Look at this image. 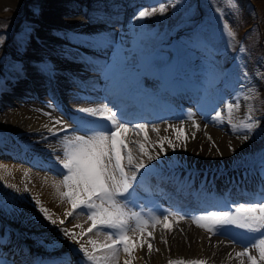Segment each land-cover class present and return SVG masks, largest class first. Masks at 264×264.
Returning <instances> with one entry per match:
<instances>
[{
	"label": "bare ground",
	"instance_id": "6f19581e",
	"mask_svg": "<svg viewBox=\"0 0 264 264\" xmlns=\"http://www.w3.org/2000/svg\"><path fill=\"white\" fill-rule=\"evenodd\" d=\"M14 1L16 0H0V10L13 5ZM139 1L142 0H109V2L106 0L100 2L99 7L91 4L90 8L95 12L96 8H105L107 5L106 10H102V13L98 10L100 14L98 12L96 14L105 15L103 17L108 19L103 18V20L108 22L112 20L106 17L108 14L124 12L127 10L126 5ZM159 1L169 3V0ZM114 2H121L119 7L122 5L125 7L113 8L111 5ZM36 6L38 11H32L27 15L29 23L23 31L24 42L17 45L21 50V56L13 55L21 61L13 63L9 70L2 74L7 77L4 80L9 84L0 83V179L7 188L31 200L37 209L43 206L51 216H55L54 218H62L67 212L73 211L71 204L63 200L66 198L61 192L66 189L62 188V177L57 174L59 164L57 156L64 148L62 142L64 133L53 135L49 129L53 127L54 119H63L65 123L71 124V117L76 115L66 110L59 113L56 107H53L56 101L52 98L45 101L43 92L47 91L45 87L54 88L65 81H74L75 78L84 87L106 91L108 96L103 98L100 96L101 100H106L105 104L114 102L115 98L122 99L121 102H125L126 99L131 100L123 109L128 116L134 114L136 110L138 112L144 108L145 110L155 108L154 105L168 108L171 112L170 115L166 114L154 122L150 121L153 117L151 114H146L145 120L140 118L139 121L134 122L148 125L144 130L147 133V140L144 139V132H134L132 125L127 130H120V139L128 146V151L133 154L134 160L143 159L150 166L147 170L141 169L144 174L143 179L138 178L134 203L127 209L129 214H134L130 226L135 227L137 222H142L145 227L143 231L128 233L131 255L121 248L112 264H125L126 260L129 264H170V261L174 264L178 258L183 260L194 258L195 261H203L204 264L246 262L245 258L236 255L241 252V247L227 240L228 238L232 240V235L213 234L207 228L198 226L195 221L200 216H205L203 213L193 214L190 219H180L177 215L176 218L171 217L177 221H172L170 215L165 213L155 216L153 210L147 207L146 202L156 201L151 199L149 193L145 192L143 202L137 194L142 184L147 189L160 185L162 193L158 194L163 198L157 195L161 200L159 203L171 207L178 206V202L182 200L184 203L180 208L184 210L178 213L183 217L188 216L184 214L188 206H191L189 211L195 212L207 204L228 205L232 202L230 201L232 198L242 199V195L256 197L264 195V171L254 168L249 173L240 169L234 171L229 167L230 162L237 159L246 146V140L242 139L244 133L236 135L232 131L227 132L230 128L229 122L234 118V103L231 110L228 109V104H225V111H221L217 106L209 107L204 123L194 119L199 125L198 128L186 119L172 117L180 112H188L186 109L188 106L178 101H184V98L180 99L181 95L189 93L191 96H196V103L204 100L216 89L220 75L210 78L208 85L205 83L207 81L205 78V82L199 78L195 83H187L185 76L178 74L175 69L176 58L170 50L162 60L160 53L144 56L134 47L133 38L139 34L137 33L140 31L139 25L126 24L113 31V26L105 24L108 26L105 29L101 26L103 23L95 25L82 15L79 16L80 13L75 11L78 8L72 7L66 0H38ZM54 13H67L70 19L50 20L51 16L54 17ZM198 48L203 49V46ZM33 53L41 54V61H38V58L29 60V55ZM24 59L27 60L23 61ZM26 76L38 78L29 80ZM18 83L25 84L14 89ZM37 92L41 94L38 95ZM40 95L43 98H40ZM83 108L89 107L84 105ZM130 110L131 112L127 113ZM216 112L221 113L220 119H214ZM45 113H51V117ZM242 115L247 117L246 113ZM96 120H101V117ZM178 128L183 131L181 139L187 137V147L181 146L173 152L165 143L164 148L168 155H160L159 160L148 162L147 157L142 155L139 144H144L145 150L155 156L160 150L159 141L164 137L175 140V129ZM69 134L82 133H72L69 128ZM53 136H58L57 140H53ZM133 141L136 143H132ZM124 162L126 163V157ZM238 186H241L243 192L239 191ZM169 187H172L171 193ZM37 201L40 202L39 205ZM237 203L239 202L231 203V206L236 208ZM76 215L73 222L69 221L70 217L65 219V227L72 230L77 239L79 238V242L89 251H93V246L88 241H95L96 256L102 258L109 255L103 250V245L110 242L108 234L114 233V230L101 229L82 235V229L86 232L91 222L88 221L87 216L83 217L84 213L83 215L76 213ZM165 215L168 216L167 221L164 220ZM21 237L31 244L34 251H46L40 242L31 238L29 234ZM149 242L152 244L150 253ZM2 249L0 255H6L7 252ZM4 249L8 251V248L4 247ZM48 251L58 253L59 264H84L82 258L84 253L80 251V244L72 239L68 244H59L53 240ZM74 251H79L81 255H74ZM249 255L255 256L257 264H260L258 248L249 245ZM14 264H20V260L15 258ZM101 264H103L102 260Z\"/></svg>",
	"mask_w": 264,
	"mask_h": 264
},
{
	"label": "rangeland",
	"instance_id": "374dc122",
	"mask_svg": "<svg viewBox=\"0 0 264 264\" xmlns=\"http://www.w3.org/2000/svg\"><path fill=\"white\" fill-rule=\"evenodd\" d=\"M37 1L16 0L13 5L0 10V80H4L6 76L2 74L8 71L13 63L19 61L13 55H17L19 52L16 45L24 42L25 36L23 31L28 27L29 23L27 15L32 11H38L36 6ZM66 1L71 4L69 2L71 0ZM83 2L85 4L86 1ZM161 4L167 8L163 14L159 11ZM77 6L85 10L82 3H78ZM153 8H156L154 14H150L143 19H136L140 11L152 13ZM53 16L50 17V20H54L55 18L66 20L69 18L67 13L55 14ZM116 24L117 22L113 25ZM126 24L139 25L140 31L137 32L139 34L133 39H135L134 47L142 55L152 56V54L160 53L159 56L163 60L170 50L176 57L177 65L179 66L178 70L183 73L187 82L195 83L197 79L201 78L203 82L207 80L205 82L207 84L212 76L217 77L221 75L222 82H219L218 87L211 96L206 97L198 103H195V99L192 102L181 101L180 103L185 104L186 107L188 106L186 108L188 112L185 111L184 114H179L190 123L192 121L188 119L189 116L192 119H199L204 123L206 121V112L209 113L207 111L209 107L213 108L217 106L221 111H225V104L234 103V118L230 120L229 127L231 129L228 128L227 132L231 133L230 131H232L236 135L245 134L246 125L251 122L249 121V116L260 122L253 137L246 140L243 152L237 159L230 162L229 167L234 171L237 169H241L243 172L250 170L246 171L249 173L253 171V167L257 166L264 170V0H169V3H162L159 0L150 2L148 0L145 4L134 5L133 11L129 16L126 19H121L117 26H113L114 29L112 30L114 31L117 27ZM85 25L87 26L86 23ZM101 26L105 29L108 28L105 24ZM190 31H192L190 36L184 35ZM233 33L234 35H232ZM198 40L206 42L209 45L210 51H202L201 48H198L195 45ZM40 57H42L41 54L33 53L29 55V60L38 58V61H41ZM33 62L35 63V61ZM31 78L38 77L32 76ZM4 82L7 85L9 84L5 80ZM18 86L21 85H16L14 89L19 88ZM76 90L80 91L81 89L75 87L74 94L72 93L70 96V101L68 96H65V92L58 91V96L66 103L65 106L62 105L64 109L75 114H77L75 112L76 109L83 108L84 105L89 108L95 107L98 109V106L94 105H98L97 99H85L84 95L76 93ZM64 97H66L65 100ZM108 108V113L114 109L113 106H108ZM243 113H246L247 117L242 115ZM96 117L99 118L100 116ZM251 203L244 202L243 204L248 207L251 206ZM240 204L238 203V206ZM12 205H15L17 208ZM216 210L226 209L207 208L206 211H202L201 213L206 216L211 211ZM230 210L234 213L235 208ZM77 213L83 215L82 212L77 211ZM155 214H157L156 211ZM184 214L189 216H185V219H190V216L197 214V212L187 211ZM177 215L176 213H171L170 218H176ZM86 216L85 214L83 215L84 218ZM178 216L177 218L181 219V214ZM54 217L53 215L52 219L57 220V224L55 225L51 224L48 219H45L44 215L31 200L21 197L16 192H11L3 180L0 179V238L2 239L0 241L3 242L0 249L5 245V248H8V251L4 248L2 249L7 254L0 255V264H14V259L17 258L15 253L18 255V259L20 258L22 264H31L34 261L35 256L31 253L34 249L27 245L23 246V243L26 244L27 242L20 239L21 233L25 231H34L36 233L31 235V238L38 240L43 249L47 251L43 254H49L48 247L53 240H56L59 244H68L70 238L64 235L61 228L65 227V219L69 217L67 215H64L62 218ZM75 217H77L76 214L70 217L69 221L73 222ZM173 218H171L172 221L175 220ZM61 219L64 221L63 225L59 223ZM229 228L231 232L233 231L232 233L237 237L238 241L244 242L235 243L241 247V252L244 245L248 243L249 236H259V234L245 235L246 230L237 229L234 226H229ZM227 240L232 242L229 238ZM16 243L22 245L20 246L21 251H18L16 248L12 250ZM74 252L81 255L79 251ZM53 253H55L57 258L58 253ZM40 254L42 253H38V255ZM9 255L13 260L8 257ZM242 257L243 259L245 258L246 262H240V264L250 263L247 256ZM82 258L84 264H86V257L82 256ZM193 259L187 258L183 260L182 258H178L177 262L179 264H189V262L195 261ZM58 260L56 264H59ZM177 262L174 264H177ZM50 263L52 262L44 264Z\"/></svg>",
	"mask_w": 264,
	"mask_h": 264
},
{
	"label": "snow or ice",
	"instance_id": "6c2138e0",
	"mask_svg": "<svg viewBox=\"0 0 264 264\" xmlns=\"http://www.w3.org/2000/svg\"><path fill=\"white\" fill-rule=\"evenodd\" d=\"M166 10V6L161 4L160 13L163 14ZM155 12L156 8H153L152 13L140 11L136 19H143ZM53 107L58 108V105H53ZM227 107L231 110L233 105L228 104ZM76 111L88 113L92 117L100 116L103 122L79 115L71 117V124L65 123L63 119H54L53 127L49 131L53 135L64 133L62 141L64 148L62 153L57 156L59 162L57 174L62 177V188L66 189V191L61 192V195L67 199L73 209V211L66 213L68 217L74 216L79 211L87 215L88 221L91 222V226L87 228L86 232L82 229V235L101 229L114 230V233L108 234L110 242L103 245V250L109 255L102 258L98 257L94 254L97 247L95 241H88L93 246V251H89L84 244L79 242L72 230L63 227L61 231L65 236L80 244V251L86 257V264L87 262L101 264V260L103 264H112L121 248L125 253L131 255L128 233L130 231H143L145 227L142 222H137L135 227H131L130 220L134 214H129L127 209L134 203L138 178L143 179L144 174L141 169L147 170L150 166L143 159L134 160L133 154L128 151V146L120 139L119 133L121 129L127 130L128 126L132 125V130L136 133L144 132V139L147 140V133L144 130L148 125L128 120L123 110L115 106L110 114H108L107 107L80 108ZM45 115L51 117V113H45ZM220 118L221 113L216 112L214 119ZM188 119L192 121L194 127H199L191 116ZM249 121L251 122L246 125V132L242 136L244 140L251 139L259 127V121L254 120L252 116H249ZM69 128H71L72 133L82 134L70 135ZM182 135V129L178 128L175 129V140L169 137L162 138L159 141V153L155 156L145 150L144 144H139V148L142 155L147 157L148 162L159 160L160 155H168L164 148L165 143L173 152L181 146L187 147V137L182 140ZM132 143L135 144L136 142L133 141ZM217 151L219 150L217 149ZM125 157L126 163L124 162ZM36 203L40 204L39 201ZM39 211L51 224H57V220L52 219L46 208L40 206ZM183 218L181 216V219ZM164 220H168L167 215L164 216ZM201 221H206V223H201ZM195 222L213 234L232 235L234 243L244 242L236 239L229 226L246 230L245 235L259 234V236H249V241L244 245V250L236 255L247 256L250 264H257V258L249 255V245H251L253 248H258L260 264H264V238H260L264 237V199L253 202L248 207L241 203L235 208L234 213L231 210L211 211L209 215H202ZM59 223L63 225L64 221L60 220ZM148 251L149 253L152 251L150 242L148 243ZM125 264H129V262L126 260ZM170 264H172L171 261ZM189 264H204V262L191 261Z\"/></svg>",
	"mask_w": 264,
	"mask_h": 264
}]
</instances>
